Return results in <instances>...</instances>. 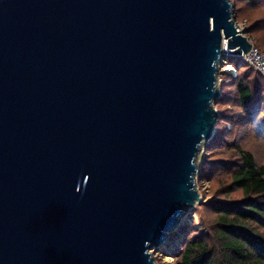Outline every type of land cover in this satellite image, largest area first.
<instances>
[{
  "label": "water",
  "instance_id": "95a60500",
  "mask_svg": "<svg viewBox=\"0 0 264 264\" xmlns=\"http://www.w3.org/2000/svg\"><path fill=\"white\" fill-rule=\"evenodd\" d=\"M230 0H0V264H156L200 204ZM243 31V30H242Z\"/></svg>",
  "mask_w": 264,
  "mask_h": 264
},
{
  "label": "trees",
  "instance_id": "16d2710c",
  "mask_svg": "<svg viewBox=\"0 0 264 264\" xmlns=\"http://www.w3.org/2000/svg\"><path fill=\"white\" fill-rule=\"evenodd\" d=\"M236 3L238 23L264 52V0ZM239 65L237 76L225 75L217 105L234 109L220 113L202 176L219 200L210 205L208 232L188 233L176 264H264V79Z\"/></svg>",
  "mask_w": 264,
  "mask_h": 264
},
{
  "label": "rangeland",
  "instance_id": "374dc122",
  "mask_svg": "<svg viewBox=\"0 0 264 264\" xmlns=\"http://www.w3.org/2000/svg\"><path fill=\"white\" fill-rule=\"evenodd\" d=\"M230 1L232 4L235 5L234 10H233L234 20L236 22V25L238 26L240 23H238L236 16H235L236 6H237L236 1L237 0H230ZM243 31H245V29ZM241 32H242V30H241ZM242 33H244V36H246L247 39L250 38L247 36V34L245 32H242ZM250 39L252 40V38H250ZM252 41L255 44L254 39ZM260 45L264 49V47L261 43L258 46H260ZM238 62L240 63L241 61H238ZM238 62H235L234 60L230 61V63L235 68H236V64H238ZM248 66H247V64H245V66H243V67H244V69H245V67H247L248 69H251V71L255 74L256 73L255 70L252 69V67L249 68ZM219 68H220V70H222L224 68L223 70H227V72L224 74L225 75L228 74V75L233 76V77L237 76L238 70H239V68L235 69V70L229 69V67L223 63L220 64ZM244 69L242 71H244ZM230 72H232V73H230ZM224 74H222V78L224 80H226V76ZM218 82H219L218 86H221V82H220L219 78H218ZM223 85H222V87H223ZM222 97H223V94L215 101L214 107L220 113H221V111L225 110L226 115H228V114H230V112L233 111L234 107L231 104L229 106H227V105H222V106L219 105L218 106L217 102ZM220 120H221V117L216 124V127H215L216 131H217V126H218ZM214 137H213V139H214ZM213 139L211 141H208V140L204 141V143L202 144V147H201V151L198 154V157L196 160V164L198 166V174L196 175V186H197V189H198V191L202 197V200H201L200 204L196 205V207L194 209L186 211L185 215L180 220L178 227L174 231H172L171 233H168L166 244L160 245L159 247H155L152 249L151 253L154 255V258L156 260V264H176L174 252L176 251V249L179 248L181 243L184 241V239L186 238V235L188 233L192 232L193 230H196L200 233H207L208 232V227L212 221V216H211V212H210V205L219 200L217 198V196L214 194V192L212 191V184L210 182H207V181H202V176L204 174V164L208 158L207 157L208 148H209L210 143L213 141Z\"/></svg>",
  "mask_w": 264,
  "mask_h": 264
},
{
  "label": "built area",
  "instance_id": "2783aa9c",
  "mask_svg": "<svg viewBox=\"0 0 264 264\" xmlns=\"http://www.w3.org/2000/svg\"><path fill=\"white\" fill-rule=\"evenodd\" d=\"M246 26H247L246 22L241 23L238 26L236 25V27L239 31L244 30L246 28ZM242 32H245V31H242ZM248 40H249L250 44L252 45V49L248 54H243V55L237 54V55H235L234 53H230V50L227 48L226 45H224V52L222 54L219 66H220V64L223 63V64L227 65L229 67V69L235 70L236 68L230 63V61L231 60H234L235 62L241 61L240 63L238 62L239 64H241L240 67L245 66V64H247V66L249 65V67H252V69H254L256 72H258L262 76V78L264 79V52L262 50H260L250 38H248ZM223 69L220 70V68H219V75H218V78L221 82V86H218V90L220 92V95H222V85L224 83L228 82L227 80H224L222 78V74L227 72V70H223ZM230 73H232V72H230Z\"/></svg>",
  "mask_w": 264,
  "mask_h": 264
},
{
  "label": "bare ground",
  "instance_id": "6f19581e",
  "mask_svg": "<svg viewBox=\"0 0 264 264\" xmlns=\"http://www.w3.org/2000/svg\"><path fill=\"white\" fill-rule=\"evenodd\" d=\"M241 65V64H240Z\"/></svg>",
  "mask_w": 264,
  "mask_h": 264
}]
</instances>
